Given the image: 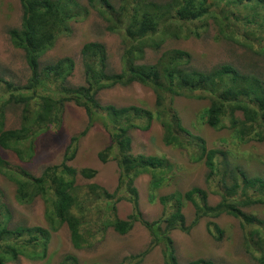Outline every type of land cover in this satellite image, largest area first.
Wrapping results in <instances>:
<instances>
[{
	"label": "trees",
	"instance_id": "obj_1",
	"mask_svg": "<svg viewBox=\"0 0 264 264\" xmlns=\"http://www.w3.org/2000/svg\"><path fill=\"white\" fill-rule=\"evenodd\" d=\"M23 19L19 28L9 31L14 48L25 54L31 77L25 85H15L0 77V149L13 152L22 163L33 160L38 138L51 128H60L69 104L83 108L89 123L86 130L72 138L60 165L47 167L37 177L22 166H15L0 154V174L13 182L16 199L22 205H32L42 199L50 229L18 227L10 229L11 213L4 203L0 188V264L17 259L29 248H41L44 255L52 232L67 225L73 246L81 249L91 235L87 212L96 206L116 213L117 204L129 201L134 214L128 220L116 218L106 223L118 234L127 235L140 222L151 234L152 242L142 254L128 264H141L146 255L162 247L164 264H180L171 234L175 230L190 232L204 218L229 215L241 221L247 250L256 252L258 264H264V219L244 209L264 205V179L251 178L238 168H232L221 150H209L201 137H196L182 123L174 101L186 97L209 100L210 106L202 112V120L214 129L229 128L241 143L264 142V80L241 72L231 64L211 71H200L191 66L192 56L186 51L172 49L161 55L155 64H140L146 50L159 51L170 40H188L200 37L197 23L205 26L209 20L219 28L222 37L235 44L264 53V0H120L119 7L111 0H20ZM93 11L107 22L108 31L119 34L127 44L122 58L121 73L109 70L106 46L88 43L81 57L85 84L71 86L76 63L63 58L53 64L41 65L43 57L54 49L61 37L71 35L72 25L86 19ZM140 84L150 88L156 96L155 110L136 106L117 108L102 105L98 95L117 85ZM9 106L22 109L18 128L6 129ZM144 120L145 123L142 121ZM157 120L165 131L167 146L186 151L191 159L207 167L208 181L219 180L221 201L209 205L207 191L195 187L182 194L161 197L160 203L171 212L163 219L150 223L139 209V194L135 186L142 175H151V201L165 183L164 173L170 163L156 156H135L131 153L129 131L148 130ZM102 121L110 132L111 144L99 154L102 163L117 160L120 180L117 189L108 190L93 185L83 192L78 177L94 179L98 172L92 169L78 171L71 163L76 159L81 139ZM229 175L231 177H229ZM231 180L232 183H229ZM195 209V221L188 227L183 214L186 203ZM209 234L220 241L224 231L209 223ZM100 232V231H99ZM94 235V234H92ZM60 264H79L74 256H67ZM189 264H216L199 259Z\"/></svg>",
	"mask_w": 264,
	"mask_h": 264
},
{
	"label": "rangeland",
	"instance_id": "obj_2",
	"mask_svg": "<svg viewBox=\"0 0 264 264\" xmlns=\"http://www.w3.org/2000/svg\"><path fill=\"white\" fill-rule=\"evenodd\" d=\"M87 5L88 0H78ZM116 8L120 0H111ZM166 3L170 0H155ZM23 11L20 0H0V77L14 83L25 85L31 72L23 51L14 48L9 31L19 28L22 24ZM200 37L188 40H170L159 51L147 49L140 64H155L161 55L169 50H183L191 54V66L200 71H211L224 64H231L246 74L257 75L264 80V53L258 50L235 44L222 37L219 28L212 20L203 26L197 23ZM88 43H102L106 46L109 70L121 73L122 58L127 49L123 37L108 31L107 22L93 11L86 19L72 25L71 35L61 37L53 50L41 60V65L53 64L63 58H72L75 71L69 79L71 86L85 84V71L81 51ZM102 105L117 108L136 106L142 109L155 110L156 96L143 85H117L102 91L98 95ZM210 106L209 100H197L186 97L176 98L174 107L182 123L196 137L205 140L209 150H221L227 155L232 168L241 169L251 178L264 179V142L241 143L229 128L214 129L202 120V112ZM6 129L18 128L21 123L22 109L9 106L7 109ZM143 123L144 120L142 121ZM89 119L83 108L69 104L65 110L63 124L60 128H51L37 140L36 154L32 161L22 163L10 151L0 149L1 156L15 166H22L33 175L39 177L49 166L60 165L70 146L72 138L81 135L88 127ZM132 141L131 153L135 156H156L167 160L171 168L163 174L164 185L154 194L156 201L150 196L151 175L140 176L135 186L139 194V209L145 220L150 223L163 219L166 208L160 198L174 193H186L195 187L207 191L209 205L215 207L221 201L222 185L219 180L208 181V169L203 162H194L190 155L177 147L167 146L164 142L165 131L162 125L154 120L151 127L144 131H129ZM111 144L110 132L102 121L96 123L79 144L76 159L71 165L78 171L92 169L98 172L94 179L86 180L78 177V185L83 192L96 185L113 193L120 180V169L117 160L110 158L102 163L99 154ZM229 177H231L229 175ZM232 183L231 180H228ZM0 188L4 193V203L9 207L11 219L9 228L20 226L26 228L42 227L50 229L46 218V205L40 198L32 205H22L16 199V185L0 174ZM116 213H109L104 205L91 208L87 212L85 227H91V235L86 237L89 242L81 249L73 246L71 233L67 225L57 232H52L46 255L41 248L26 249L17 259H9L6 264H60L67 256H74L79 264H128L129 260L144 253L152 242L150 232L140 223L134 225L127 235L118 234L112 227L105 228L109 221L116 218L128 220L134 214L133 205L123 200L117 205ZM247 213L264 219V205H254L244 209ZM195 207L189 202L183 209L186 224L190 227L195 221ZM209 223L217 224L224 231L220 241L208 232ZM100 231V232H99ZM246 230L239 219L229 215L219 218H204L190 232L175 230L171 237L174 240L180 264L205 259L216 264H258L260 256L248 251ZM94 234V235H92ZM264 253V250H263ZM141 264H164L162 247H158L146 255Z\"/></svg>",
	"mask_w": 264,
	"mask_h": 264
}]
</instances>
